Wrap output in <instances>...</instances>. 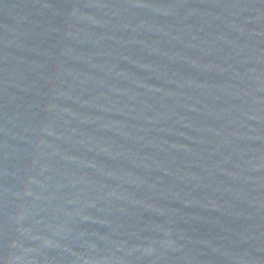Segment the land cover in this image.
<instances>
[{
    "label": "water",
    "instance_id": "water-1",
    "mask_svg": "<svg viewBox=\"0 0 264 264\" xmlns=\"http://www.w3.org/2000/svg\"><path fill=\"white\" fill-rule=\"evenodd\" d=\"M0 264H264V0H0Z\"/></svg>",
    "mask_w": 264,
    "mask_h": 264
}]
</instances>
